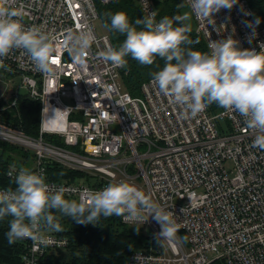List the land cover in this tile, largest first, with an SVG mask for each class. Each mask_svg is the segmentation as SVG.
Wrapping results in <instances>:
<instances>
[{"label": "built area", "instance_id": "obj_1", "mask_svg": "<svg viewBox=\"0 0 264 264\" xmlns=\"http://www.w3.org/2000/svg\"><path fill=\"white\" fill-rule=\"evenodd\" d=\"M114 1L7 0L8 7L21 13L14 19L49 35L53 53L49 72L37 70L23 49L0 58V70L19 75L18 88L41 105L37 137L0 122V142L31 153L30 170L43 174L50 191L63 188L68 200H84L89 192L124 181L173 213L180 225L175 244L157 243L160 224L151 215L144 223L120 216L124 225L141 227L144 234L150 229L154 242L121 264H264V148L254 146L264 132L222 107L181 117L182 107L160 92L153 77L141 83L137 96L124 91L123 67L98 56L113 45L107 33L96 31L97 4ZM134 1L143 17L156 12L152 0ZM185 2L209 54L210 41L229 37L240 48L264 50V25L255 24L248 0L212 13L213 21L193 10L192 0ZM81 26L92 31L94 40L77 62L65 39ZM15 105L13 100L0 110ZM45 135L60 138L63 146ZM47 161L81 173V179L49 182ZM18 170L9 168L6 176L15 179ZM43 234L49 238L46 246L21 239L27 242L22 264H39L48 250L68 244L51 231Z\"/></svg>", "mask_w": 264, "mask_h": 264}, {"label": "clouds", "instance_id": "obj_2", "mask_svg": "<svg viewBox=\"0 0 264 264\" xmlns=\"http://www.w3.org/2000/svg\"><path fill=\"white\" fill-rule=\"evenodd\" d=\"M236 3L237 0H192V7L212 19V13L222 7L230 9ZM20 14L8 7L7 0H0V58L12 49H23L37 70L49 72L53 53L51 39L41 27L25 28L14 19ZM156 15L152 10L147 16L130 22L123 11L110 14L106 27L125 38L118 47H108L98 56L121 67L129 57L142 65H151L160 57L165 63L153 75V80L160 92L182 107L181 117H196L215 103L238 112L246 118L248 127L264 132V50L240 48L231 37L210 41V54L186 49L182 45L193 43L188 36L189 13L158 21ZM173 21L182 23L173 26ZM259 23L257 17L255 24ZM93 40L92 31L81 26L79 31L68 34L65 44L74 59L81 62ZM254 146L264 148V135L256 137ZM15 184L14 190H0V220L12 217L4 234L9 244L28 238L46 246L49 238L43 232L62 230L50 210L71 217L76 223L92 225L101 216H122L144 223L151 215L160 224L157 243L177 241L180 225L173 213L151 203L141 189L128 182L110 183L101 190L89 192L80 201L66 199L63 188L50 191L43 174L27 167L19 168ZM145 211L149 213L146 218Z\"/></svg>", "mask_w": 264, "mask_h": 264}, {"label": "trees", "instance_id": "obj_3", "mask_svg": "<svg viewBox=\"0 0 264 264\" xmlns=\"http://www.w3.org/2000/svg\"><path fill=\"white\" fill-rule=\"evenodd\" d=\"M152 3L157 13V20L163 17L171 19L175 15H183V11L187 8L185 0H152ZM248 3L255 19L259 17V24L264 25V0H248ZM117 11L125 12L130 22L143 17L134 0H116L107 5L97 4L99 22L109 34L114 48L118 47L125 38L123 34L116 33L106 27L110 14ZM180 23L182 22L173 21V26ZM136 27L143 26L136 25ZM188 36L193 43L182 45V47L209 53L203 38L196 34L191 27ZM164 63L165 61L160 57H157L151 65H142L130 57L127 58V64L121 71V82L124 89L131 95L137 96L141 83L153 77L164 66ZM5 105L0 101V108ZM18 107L19 116L16 115L14 107L0 110V122L20 130L27 136L37 137L41 112L40 103L27 97H19L17 99ZM209 108L214 112L217 108L219 109V106L213 103L209 105ZM45 137L56 145L63 146L60 138L51 135H45ZM10 153L20 154L22 158L28 159V162L23 163L20 158L15 161L10 158ZM28 153H24L16 146L0 142V187L16 188L15 179L7 177L6 172L9 168H20L21 166L30 169V160L33 158H31V153ZM14 161L15 164L12 163ZM44 167L49 182H75L82 176L81 173L67 170L48 161ZM50 214L61 225L62 230L58 231V236L66 238L68 244L64 249L48 250L39 264H121L135 250L145 249L148 245L154 244L153 240L144 234L143 228L124 225L120 221V216H101L95 222L96 225H92L76 223L71 217H67L57 210H50ZM11 219V216H6L0 220V264H22L21 257L27 245L25 240H17L12 244L7 242L4 234L9 228ZM65 252H67L66 255Z\"/></svg>", "mask_w": 264, "mask_h": 264}, {"label": "rangeland", "instance_id": "obj_4", "mask_svg": "<svg viewBox=\"0 0 264 264\" xmlns=\"http://www.w3.org/2000/svg\"><path fill=\"white\" fill-rule=\"evenodd\" d=\"M184 13H189L190 15V21H188L187 23L190 24V27L192 28L194 23H193V19H192V15H191V12L189 10V8L187 7L184 11H183V14ZM95 27H96V31L98 34H105L106 33V30L105 28L101 25V23L98 21L95 22ZM3 77V78H1ZM0 82H1V86L5 83L7 86H5V91L2 92V89H0V99H2L4 102H8L10 98H12V94H13V91L14 89L18 88L20 86V76L19 75H15V74H10L8 71L6 70H0ZM8 83H6V81H8ZM11 81V82H10ZM125 91V89H123ZM8 125V124H7ZM19 149H21L24 153L26 151H24L23 148L21 147H18ZM31 152V151H30ZM28 153V152H27ZM30 154V153H28ZM10 158L14 159L15 161H17V159H21L20 161L23 162V163H27L28 162V159H24L19 155H17L16 153H10ZM33 160V159H31ZM12 162L13 164H15L16 162ZM34 162V160H33ZM32 163V162H30ZM32 166V164H31ZM67 252H65L64 254L66 255ZM64 255V256H65Z\"/></svg>", "mask_w": 264, "mask_h": 264}, {"label": "crops", "instance_id": "obj_5", "mask_svg": "<svg viewBox=\"0 0 264 264\" xmlns=\"http://www.w3.org/2000/svg\"><path fill=\"white\" fill-rule=\"evenodd\" d=\"M136 4H137V3H136ZM186 5H187V4H186ZM187 7H188V6H187ZM192 28L194 29V25H193ZM106 33H107V32H106ZM107 35L109 36L108 33H107ZM109 38H110V37H109ZM1 78H3V77H1ZM0 84H1V83H0ZM5 86H7L5 83H4L2 86L0 85V89H2V92L5 91ZM121 86H122V88L124 89L122 82H121ZM19 97H26V96H21V95H19V94H18V88H16V89H14V91H13L12 98H10L8 102H4L2 99H0V101H1V103H2L3 105H5V104H10V102L13 101V100H16V105L14 106V108L16 109V115L19 116V115H20L19 107L17 108V99H18ZM18 116H17V117H18ZM50 142H51V141H50ZM31 158H32V156H31ZM30 162H32V163H30V164H32V166H33V164H34L33 160H30ZM32 166H31V167H32ZM51 232H53L54 234H57V235H58V231L52 230Z\"/></svg>", "mask_w": 264, "mask_h": 264}, {"label": "water", "instance_id": "obj_6", "mask_svg": "<svg viewBox=\"0 0 264 264\" xmlns=\"http://www.w3.org/2000/svg\"><path fill=\"white\" fill-rule=\"evenodd\" d=\"M18 94L21 95V96H26V95H27V91H26L25 89H23V88H18ZM145 235L148 236V237H150V236H152L153 234H152V232L150 231V229L147 228V229L145 230Z\"/></svg>", "mask_w": 264, "mask_h": 264}, {"label": "bare ground", "instance_id": "obj_7", "mask_svg": "<svg viewBox=\"0 0 264 264\" xmlns=\"http://www.w3.org/2000/svg\"><path fill=\"white\" fill-rule=\"evenodd\" d=\"M49 129H50V130H55V128H52V127H50ZM25 245H26V244H25ZM25 245H24V246H25Z\"/></svg>", "mask_w": 264, "mask_h": 264}]
</instances>
